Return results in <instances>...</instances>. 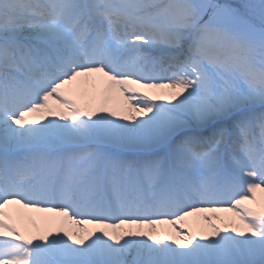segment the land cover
Returning <instances> with one entry per match:
<instances>
[{
    "label": "snow or ice",
    "instance_id": "1",
    "mask_svg": "<svg viewBox=\"0 0 264 264\" xmlns=\"http://www.w3.org/2000/svg\"><path fill=\"white\" fill-rule=\"evenodd\" d=\"M0 264H264V0H0Z\"/></svg>",
    "mask_w": 264,
    "mask_h": 264
},
{
    "label": "bare ground",
    "instance_id": "2",
    "mask_svg": "<svg viewBox=\"0 0 264 264\" xmlns=\"http://www.w3.org/2000/svg\"><path fill=\"white\" fill-rule=\"evenodd\" d=\"M258 195H259V194H258ZM33 216H34L36 222H37V223H40V219H39L40 214H33ZM195 222H196V218H193V224H194V226H195Z\"/></svg>",
    "mask_w": 264,
    "mask_h": 264
}]
</instances>
